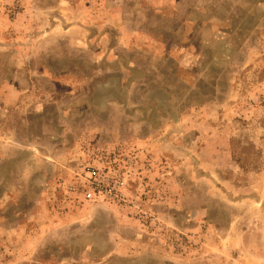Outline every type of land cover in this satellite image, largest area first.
Returning <instances> with one entry per match:
<instances>
[{"label": "rangeland", "instance_id": "1", "mask_svg": "<svg viewBox=\"0 0 264 264\" xmlns=\"http://www.w3.org/2000/svg\"><path fill=\"white\" fill-rule=\"evenodd\" d=\"M0 264H264V0H0Z\"/></svg>", "mask_w": 264, "mask_h": 264}, {"label": "built area", "instance_id": "2", "mask_svg": "<svg viewBox=\"0 0 264 264\" xmlns=\"http://www.w3.org/2000/svg\"><path fill=\"white\" fill-rule=\"evenodd\" d=\"M83 184L82 195L88 201L95 202L108 195L107 189L103 186V177L98 169L88 168L85 171Z\"/></svg>", "mask_w": 264, "mask_h": 264}]
</instances>
